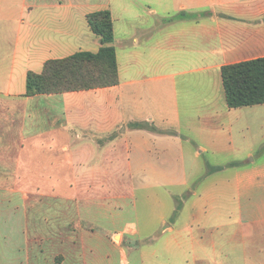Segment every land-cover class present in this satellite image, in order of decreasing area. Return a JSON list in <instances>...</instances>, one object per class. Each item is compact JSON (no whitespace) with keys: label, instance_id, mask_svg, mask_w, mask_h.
Returning a JSON list of instances; mask_svg holds the SVG:
<instances>
[{"label":"crops","instance_id":"crops-1","mask_svg":"<svg viewBox=\"0 0 264 264\" xmlns=\"http://www.w3.org/2000/svg\"><path fill=\"white\" fill-rule=\"evenodd\" d=\"M104 9L117 83L27 95L99 50ZM263 56L264 0H0V127L23 99L25 174L72 176L75 257L49 263L264 264V103L228 107L221 75Z\"/></svg>","mask_w":264,"mask_h":264},{"label":"rangeland","instance_id":"rangeland-1","mask_svg":"<svg viewBox=\"0 0 264 264\" xmlns=\"http://www.w3.org/2000/svg\"><path fill=\"white\" fill-rule=\"evenodd\" d=\"M81 65L91 76L92 83L96 76L104 79L99 63L84 62ZM14 104L17 109L15 119L8 120V111H1L2 136H12L16 141L0 143V264H14L16 256L20 263L26 264V253L29 256L28 264H50L52 259L63 257L72 262L75 257L71 244L72 218L75 213L72 176L25 174L27 160L39 152L25 150L24 100L18 98ZM13 155H16V160L12 158ZM56 179L58 183H53ZM136 195L137 192H134L132 202H136ZM14 232H27L28 238L25 239L23 235L19 239H10ZM56 232L65 236L63 249L58 244L60 238H47ZM12 248H16L13 259L10 258L13 255Z\"/></svg>","mask_w":264,"mask_h":264},{"label":"trees","instance_id":"trees-1","mask_svg":"<svg viewBox=\"0 0 264 264\" xmlns=\"http://www.w3.org/2000/svg\"><path fill=\"white\" fill-rule=\"evenodd\" d=\"M88 24L100 39L97 52L80 51L71 56L48 60L41 73L28 72L26 94H42L107 86L117 83V63L113 45V21L108 9L89 13ZM97 62L104 76L92 78L81 63ZM99 73V74H100ZM226 103L230 108L264 103V56L221 68Z\"/></svg>","mask_w":264,"mask_h":264}]
</instances>
